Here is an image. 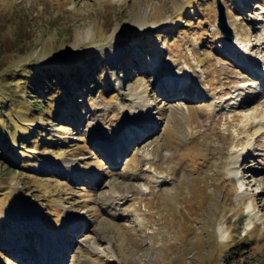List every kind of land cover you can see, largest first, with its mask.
Masks as SVG:
<instances>
[{
  "label": "rangeland",
  "instance_id": "1",
  "mask_svg": "<svg viewBox=\"0 0 264 264\" xmlns=\"http://www.w3.org/2000/svg\"><path fill=\"white\" fill-rule=\"evenodd\" d=\"M245 1L220 0L242 66L216 0H0V264H264V0ZM87 60L105 88L32 101L33 69L93 79Z\"/></svg>",
  "mask_w": 264,
  "mask_h": 264
},
{
  "label": "trees",
  "instance_id": "2",
  "mask_svg": "<svg viewBox=\"0 0 264 264\" xmlns=\"http://www.w3.org/2000/svg\"><path fill=\"white\" fill-rule=\"evenodd\" d=\"M88 60L85 62L86 68L89 70V74H92L93 79H88V74L87 75H79L78 67H74V71L68 72L70 76V81L68 82L64 76H61L59 74L54 73V71H49L48 69L41 68V69H33L32 71V79L29 80L30 86L32 85H39L43 90H44V96L40 97L36 91H34V95L32 94L30 98L34 102V98H36V103L41 102L40 108L43 107L45 109L46 105V99H50L55 95L57 92L58 94L60 93L61 98L63 101H66L68 98L69 101L71 100V97H66L68 94V89L69 87H77L82 89L84 84H87V82H90L95 86V89H100V88H105L101 86L102 81L97 82L96 78L98 76V71L96 67H92L93 60L90 61L88 64ZM35 68V67H34ZM100 72V70H99ZM17 76H22L20 73H18ZM26 78V77H25ZM108 84V82H107ZM66 88V91L65 89ZM36 90L35 88H33ZM66 92V93H65ZM40 98V99H39ZM54 99V98H51ZM74 100V98H73ZM74 108V106H73ZM12 117V116H11ZM10 118V117H9ZM36 137L32 138V141L34 139H37L40 136V128L36 129ZM38 136V137H37ZM29 141V142H32Z\"/></svg>",
  "mask_w": 264,
  "mask_h": 264
},
{
  "label": "bare ground",
  "instance_id": "3",
  "mask_svg": "<svg viewBox=\"0 0 264 264\" xmlns=\"http://www.w3.org/2000/svg\"><path fill=\"white\" fill-rule=\"evenodd\" d=\"M242 7H246V4L244 5V6H242ZM229 22V21H228ZM230 24H231V22H230ZM233 38H234V36H233ZM232 38V39H233ZM233 40H231L230 41V44H231V42H232ZM233 43H235V41L233 42ZM229 44V45H230ZM238 47V45L237 44H235V45H233V44H231L230 45V49L228 50V52L229 53H231L232 55H233V57L236 59V60H238L239 61V59H238V57H237V52L240 50V48L238 47V49L239 50H234L233 48L235 47V48H237ZM257 60V59H256ZM240 62V64L242 65V66H246V65H249L250 63H242V61H239ZM250 68V67H249ZM253 73H254V71H252ZM261 75H264V73L262 72L261 73ZM192 77V76H191ZM179 79V77L177 78V79H174V78H170V79H168V81H166L165 82V84H168V86H169V88H171V90L172 91H174V89L177 87V85L178 84H181V89L180 90H182L183 92H184V94L186 95L185 97H188V99H195V98H201V93L202 92H200V90L198 89V87H197V85H195V84H193V83H187V81H182V82H180V83H178L179 81H181V79L180 80H178ZM163 83V82H162ZM161 83V84H162ZM160 84V85H161ZM165 88H167L166 86H164ZM179 87V88H180ZM175 92H177V91H175ZM194 95H196V96H194ZM242 100V99H241ZM243 101V100H242ZM186 112H187V110L185 111V109H183V108H179L178 109V111H177V113H178V117H180L181 119L182 118H184V116L186 115ZM249 114V113H248ZM242 115H246V114H242ZM255 115V114H254ZM245 119H244V122L247 124V122H248V117L246 116V117H244ZM250 119V118H249ZM253 119V118H252ZM262 121V122H261ZM257 120L256 119V121H255V125H256V127L259 129V128H261L262 126H261V124L263 125V119L262 120ZM250 123H252V122H250ZM249 124V123H248ZM245 127V126H244ZM140 137V136H139ZM250 140L248 139V145L250 144ZM109 149H111V148H109ZM122 149V150H121ZM120 150L123 152L124 150H125V147H122ZM128 149H129V146L127 147V150L123 153V154H125L127 151H128ZM244 153V151L243 152H240V153H237L236 155H233L232 157H231V160L233 161V160H236V162H238V161H240L241 160V156H243L242 154ZM144 155H146V156H153V157H158V156H160V155H158L157 153H154L153 151H147ZM244 159H246V158H244ZM244 161V160H243ZM114 162V161H113ZM241 162H242V160H241ZM125 197V195L124 194H119V198H121V199H123ZM61 239V238H60ZM62 240V239H61ZM61 241H59V247L61 246V243H60ZM58 246V245H57ZM62 246H63V244H62ZM48 264H52V262H51V260H50V262L48 263Z\"/></svg>",
  "mask_w": 264,
  "mask_h": 264
},
{
  "label": "water",
  "instance_id": "4",
  "mask_svg": "<svg viewBox=\"0 0 264 264\" xmlns=\"http://www.w3.org/2000/svg\"><path fill=\"white\" fill-rule=\"evenodd\" d=\"M216 10H217V21L216 27L219 33L223 36L224 40L230 41L233 37L231 28L229 27L226 19L225 9L220 0H216Z\"/></svg>",
  "mask_w": 264,
  "mask_h": 264
}]
</instances>
